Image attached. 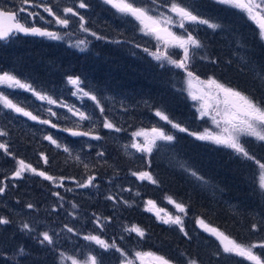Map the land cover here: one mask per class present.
Segmentation results:
<instances>
[{
    "label": "trees",
    "instance_id": "16d2710c",
    "mask_svg": "<svg viewBox=\"0 0 264 264\" xmlns=\"http://www.w3.org/2000/svg\"><path fill=\"white\" fill-rule=\"evenodd\" d=\"M178 1L184 6L192 5L196 10L203 7L205 19L224 23L221 30L224 34H219L220 39L217 36L221 59L227 54L234 57V62L243 59V28L234 11L217 0ZM166 2L169 5V1ZM119 23L116 29L104 26V41L94 40L89 53L69 51L65 46L44 42L35 44L32 40L20 38L16 39L20 46L15 45L13 50L0 43V74L7 70L14 74L18 69L22 70L33 89L58 101L55 106H59L58 97L62 90L71 91L68 77L78 76L83 82L81 87L96 95L105 108L101 114L93 101L86 99L81 104V109L94 116L92 126L95 134L102 137L99 141L72 136L62 130H88V121L77 128L79 121H75L79 120L78 117L67 116L68 119L57 121L51 116L52 123L58 127L50 128L11 110V113H0V130L7 133L0 136V143H7L9 152L15 157L0 150V182L6 184L5 193L0 195V217L10 221L7 225H0V264H70L61 261L62 253L84 261L87 251L91 254L89 256L94 255L92 248L99 264H107L105 258L120 264V253L104 251L86 241L84 237L89 234L100 235L109 242L115 240L130 259L135 258V252L141 251L163 255L173 264H187L189 259L197 260L198 264H248L246 260L218 251L212 243L217 240L200 227L198 220L203 219L209 226L239 242L264 241V192L259 187V166L237 156L232 149L198 140L190 134L203 133L209 128L186 91L187 74L168 61L162 67V62L152 55L157 53V43L147 46L139 41V28L132 27L129 21L120 26ZM211 33L209 31L208 35ZM129 34H135L136 38L134 35L130 38ZM204 38L208 40V36ZM204 54L210 62L199 56L200 53L191 54L198 68H190L198 77L215 75V67L219 65L208 47ZM195 57H199V63ZM239 69V72L234 70L235 86H246V89L244 86L240 89L262 96L259 100L264 103L263 86L258 79L252 78L247 67L239 66ZM30 97L33 99L31 94L25 93L23 101L28 103ZM20 103L24 106L23 102ZM36 103L39 105V101ZM158 110L174 123L187 128L188 132H180L161 120L155 115ZM105 116L122 130L116 132L101 127ZM153 127L164 128L166 133L176 137L175 140L161 142L151 154L126 147L133 142L134 132ZM48 135L68 147L71 155L64 152L63 147L57 148L45 139ZM135 139L141 141L143 137ZM244 144L257 160L264 163V144L251 139L245 140ZM100 152L104 153L102 157L97 155ZM76 155L83 163L74 159ZM42 156H47V164ZM18 159L54 177H65V187H57L31 173H25L23 179H13ZM84 164L89 168L85 169ZM142 171L150 172L158 183L141 181L132 175ZM90 175L96 176L94 184L98 187L88 190L77 187L76 181L85 182ZM54 192H59L63 201L54 196ZM109 195L116 197L118 202L106 199ZM169 197L187 209V215L182 217L188 237L176 225L164 224L153 211L146 210L151 207L146 204L149 200L165 211L173 208ZM28 204L34 208H28ZM73 204L78 207L74 208ZM104 217L111 220L101 230L95 224V218H101V223H105ZM23 223H28L33 231H22ZM253 224L259 227V231L252 229ZM131 225L140 226L145 236L140 238L135 233L129 235L125 232L124 228ZM67 228L74 231L68 232ZM44 231L54 235V246L39 243ZM121 236L124 239H120ZM20 248L26 255L17 254ZM256 252L261 253L260 249Z\"/></svg>",
    "mask_w": 264,
    "mask_h": 264
},
{
    "label": "snow or ice",
    "instance_id": "6c2138e0",
    "mask_svg": "<svg viewBox=\"0 0 264 264\" xmlns=\"http://www.w3.org/2000/svg\"><path fill=\"white\" fill-rule=\"evenodd\" d=\"M152 2L155 3L156 0H152ZM217 2L244 13L246 17L257 26L259 38L264 41V0H217ZM20 3L21 5L32 4L33 7L42 8L43 12L47 13L51 17H54V21H48L49 23L55 22L65 28H67L70 24V17H78L80 29L84 32L90 31L87 27H85L87 22L85 21L84 16L81 15L74 7H64L61 10L62 14H58L54 11L51 4L45 3L43 0H40L39 3H36L35 0H20ZM104 3L111 5L112 8L123 16L131 17L138 22L141 26L140 31H142L145 35L154 36L155 39L163 42L165 45L164 51L160 52L158 50L157 53H152L155 59L167 60L170 64L177 68L184 69L187 73V76L189 77L187 81L189 88L195 89V91H190L191 99L193 101H201V118L211 116L213 123L220 129L219 132L205 130L203 133L198 134L193 132L190 134L195 136L198 140L212 141L217 145L232 149L237 156L254 161L260 169L259 187L261 190H264V163L257 160L256 157L245 147V144L241 142V137H251L254 138L255 141L264 144V103L258 102L252 95L244 92L243 90L231 87L221 81H218L217 79L209 78L207 80H201L200 77L196 76L194 72L189 70V63L191 61L190 51L191 49L201 48L202 44L195 36L192 35V32L188 31L185 24L207 25L209 28L214 30L219 29L221 25L211 23L209 20L203 19L199 15L195 14L193 9L184 6L181 2H178V0H169V11L175 14V18L164 13L154 15L153 12L156 11V9L142 5L138 2V0H104ZM78 7L80 9H84L87 8L88 5L84 2V0H80ZM25 11L26 9L24 7H20L17 11H9L0 8V40H7L11 36L20 33L31 36L48 37L55 40L62 38L58 33L49 31L46 28L29 26L24 18L19 16L20 12ZM36 16H40V13L35 11L28 12V17L35 18ZM40 19H44V17L40 16ZM173 27L183 29V34L174 32L172 30ZM91 34L96 36L95 32H92ZM86 44V40H79L76 42L75 46L80 47L81 51H83L85 49L81 46H86ZM169 47L182 49L183 58L179 60L173 59L168 54L167 49ZM67 82L75 88V92H73L72 95H78L82 100L85 97L88 98L95 103V106L99 109L101 114L105 112V108L101 105V101L97 98V96L92 94L90 91H86L84 87H81L83 82L80 77L69 76ZM0 86L33 92L39 100L46 101L49 105L58 104L57 100L46 94L37 92L30 84L8 72L0 74ZM0 104H2L4 108L11 109L16 113H20L23 116L30 118L31 120H38L42 124H50L53 128L58 127V125L52 123L50 119H40L39 116L25 110L24 107L19 106L17 103H13V101L9 99L8 95H6L3 91H0ZM59 106L67 108L68 112L71 113L73 117L79 118L77 128L82 127L84 121H88L90 125L88 130L85 131L73 128H64L62 129L63 131L70 132L72 136L76 137H91L97 141L102 139L100 135L95 134L94 127L92 126L95 121L92 114L81 111L75 105L70 106L63 102H59ZM47 111L51 116H57V113L54 112L52 108H48ZM155 115L167 124H170L173 128L178 129L180 132H188L187 128L181 127L178 123H174L164 112L158 110ZM64 118L68 119L67 116ZM101 127L104 129L115 130L116 132H120L122 130L112 123L106 116L101 121ZM5 135H7V133L0 130V136ZM132 136L134 138L133 142L126 147H131L136 149L137 152L148 154H151L153 148L157 147V141L171 142L176 138L174 135L166 133L162 127H153L150 130L142 129L134 132ZM137 137H143L144 139L141 142L135 139ZM45 139L49 140L57 148L63 147L64 152L71 155L70 149L58 143L51 135L46 136ZM0 150L9 156H13L15 159L14 154L9 152L7 143H0ZM97 155L102 157L104 153L100 152ZM42 158L44 163L47 164V156H42ZM74 159L83 163L79 155H76ZM16 165L17 166L12 174L13 179H23L25 173H31L42 177L44 180L52 182L57 187H65V177L58 178L49 175L47 172L33 167L30 163H26L23 159L16 160ZM83 166L85 169L89 168L88 164H84ZM192 174L196 175L194 172ZM132 175L136 176L141 181L147 180L152 184L158 183L152 174L147 171L133 172ZM198 178L203 180L202 177ZM96 179L95 175H90L85 182L76 181V185L79 188L85 189L98 187V185L94 184ZM5 190L6 184L0 182V195L4 194ZM72 190L73 189H67V191ZM128 191H130V189H128ZM53 195L58 197L60 201H63L64 199L59 192H54ZM106 199L117 201V198L111 195L106 196ZM168 201L174 205L178 213L187 215V209L182 203L172 200L171 197L168 198ZM123 203L128 204V201H123ZM146 204L151 205V207L146 208L147 211L155 210V215L164 224L176 225L179 230L183 232L184 236L188 237V232L184 230V221L181 215L167 213L166 215L161 216L160 213L164 210L156 208L154 201L149 200ZM27 207L31 209L34 208V205L28 204ZM73 207L76 208L78 206L73 204ZM72 215L75 214L73 213ZM93 216L95 217V214H93ZM102 219L105 223H101V218H95V224L99 226L101 230L106 227L107 222H110L111 218L104 217ZM9 223L10 221L7 218L0 217V225H7ZM198 223L204 231L209 232L219 240L223 253L241 257L250 262V264H264V258H262L261 254L256 252V249H264V241L252 243L239 242L230 235L220 231L218 228L209 226L203 219L198 220ZM65 227H67V225H65ZM252 229L259 231V227L256 224L252 225ZM21 230L27 232L33 231L32 227L28 223H23L21 225ZM67 231L73 232L74 230L72 228H67ZM124 231L129 235L135 233L140 238L145 236V231L138 225L127 226L124 228ZM40 235L42 236V239L39 240L41 245H55L56 241L54 235L50 234L49 231H44ZM84 239L94 243L104 251L114 250L120 253L122 257L120 264H136L137 260H139L140 264H173V261L169 258L163 255H158L154 252L137 251L134 254L135 258L130 259L128 253L119 247L115 243V240L109 242L108 240L103 239L100 235L89 234L86 235ZM120 239H124V237L121 236ZM17 254L20 256L26 255L23 248L18 249ZM60 258L61 261H67L70 262V264H99L97 257L94 255L87 257L84 261L77 259L74 255H67L63 253ZM187 264H198V261L189 259Z\"/></svg>",
    "mask_w": 264,
    "mask_h": 264
},
{
    "label": "rangeland",
    "instance_id": "374dc122",
    "mask_svg": "<svg viewBox=\"0 0 264 264\" xmlns=\"http://www.w3.org/2000/svg\"><path fill=\"white\" fill-rule=\"evenodd\" d=\"M62 1L59 2L58 4H54V2L51 4L53 6V8H54V11H56L57 13L59 12V14H62V11L61 10L64 7H72V4L71 3L70 4H65V3H62ZM167 1H169V0H167ZM0 2L2 4H5L9 8V11L11 10L10 9L11 6H13L12 9H14L12 11H17L20 7H24L26 9V11L25 12H20L19 13V16L22 17V18H24V20L30 26H34V24H36V22L39 21V20H41L43 23L47 24L50 19H54V17H51L47 13L43 12V9L42 8H40L38 11H36V10H34V7L31 6L30 4H28V5H21L20 0H0ZM138 2H142L143 5H146L149 8L156 9V11L153 12L154 15L155 14H159V13H164L166 15H171V16H173L175 18V14L174 13H171L169 11V5H166L167 4L166 0H158V2H155V3H153L152 0H138ZM178 2H180V1H178ZM194 2L195 1H193L191 3H194ZM185 6L186 7H190L191 9H193V6L192 5H191L192 7L191 6H188V5H185ZM73 7H75V6L73 5ZM193 10H194V13L195 14H197L200 17H202L203 19H205L204 16L206 15V12H204L203 7H197V10L196 9H193ZM32 11L39 12L40 13V16H43L44 19H40V16H36L35 18L28 17V12H32ZM240 13L242 14L241 17L243 18V22H245V24L247 25L248 28H252V29L257 28V26L253 22H251L246 17V15L244 13H242L241 11H238L237 12V15L240 14ZM105 14L106 15H109V16H112L110 19H113L114 21H116V23L117 22H120L119 23V26H120L121 23L123 24V23L128 22V21L131 22L130 25L132 27L139 28V35H138L139 41L141 40L147 46H148V44L150 45V44L156 42L157 43V46L155 47V49L157 50V52H158V50L160 52H163L164 51L165 45L163 44V42L162 41H158L157 39H155L154 36L145 35L142 31H140V27L141 26L139 25V23L136 22L131 17L128 18L126 16H123L122 14L118 13L117 11L115 13H112V11L108 7L106 8ZM209 21L211 23L220 24L221 27L219 29H215L214 30L212 28H209L207 25H192V24H188V23L185 24V27L188 29V31L192 32V35L195 36L198 40L203 37L202 35L208 36L209 31H212L213 34H216V36L219 37V34H221L223 32L221 30L224 28V23H221V22H219V20H216V19H212V20L209 19ZM70 23H71V27H70L69 30H67V31L64 32V36L61 39H59V40L52 41L51 44L53 46H60V45L61 46H65L66 49L69 50V51H75V52H79V53H83V52H88L89 53L91 47L87 48V46H88V41L90 39L89 38V35L91 33V30L89 32H84L80 28H72L73 27V22H72V19L71 18H70ZM121 27H122V25H121ZM174 28H177V31L174 30ZM172 30L174 32L179 33V34H183V32H184L183 29H180L178 27H173ZM133 35H134V38H136V35L135 34H132V35L129 34V37L132 38ZM257 37L259 38V36H257ZM17 38H19V37H17ZM17 38H13L9 42L3 43V44H7V46L10 47V50H13L15 48L14 47L15 45H18L19 44L17 47L20 46V42H17V40H16ZM219 39H220V37H219ZM79 40H86L87 41L86 46H83V45L81 46V47H83L85 49L83 51H81L80 47H76L75 46L76 42L79 41ZM261 44H263V43L261 42ZM263 46H264V44H263ZM202 48L203 47H201L199 49H191L190 55L193 54V53H194V55H199L198 53H200L199 56H203L205 58H208L207 62H210V58L206 56L207 53L204 54V52L206 51V47H205V49L204 48L202 49ZM150 49H152V48L150 47ZM19 50H22V49H19ZM19 50H16V51H19ZM167 51H168V54L173 59H176V57L178 58V60L183 58V50L180 49V48L169 47L167 49ZM211 55L214 56V57H216L218 59L217 60V64H219V65L215 67L216 70H217V72L215 73V76L213 74L211 76H208L207 74H205L204 77H200V79L201 80H207L209 78H214V79H217L218 81H221V82H223V83H225V84H227V85H229L231 87H234L237 84V80H236V78H235V80L232 79V76H231V72L232 71H231V69H234L235 71H238L239 72L241 70L239 68H234V67L237 66V65H241V64H238V63H236L234 61H233L234 62V64H233L232 61H231V57H229L228 54L224 56V58H226V60L224 58L221 59L219 57L218 53H216V51H214V50L211 51ZM14 58L16 59V56H14ZM195 59L197 60L198 63L200 62L199 57L198 58L195 57ZM158 61H161L162 62V64H161L162 67L167 64V62H166L167 60H158ZM212 62H214V61H212ZM226 63H227V66L228 67H225V64ZM260 63H261V61H260ZM190 67H196V68H198V65L195 63L194 59H192V55H191V61L189 63V70L192 71V69ZM179 69L181 71H184V69H181V68H179ZM250 69H251L252 76L255 73L256 79H258L259 83L262 86H264V67H262V65H261L260 67H256L255 66L254 68L251 67ZM6 72L17 76V78H19L22 81H24V82L30 84L31 86H33L29 82V80L25 77V74H24V72L22 70L18 69V71L15 72V74L12 73L11 70H7ZM242 73H245V72L243 71ZM185 74H187V73L185 72ZM186 77H187L185 79V82H186V91L188 92V95H189V97L191 99L190 91H195V89H190L189 88V85L187 83L189 77L188 76H186ZM241 86H244V85L239 84V85L235 86L234 88L240 89ZM70 87H71V91L62 90V92H60V95L58 97L59 101L65 103L67 105H70V106L71 105H75L81 111H84L83 108L81 109V104H84L86 102V99H88V98L85 97L82 100L80 98V96H78V95H72V93L75 92V88L72 85H70ZM244 88L246 89V86H244ZM0 91H3L6 95H8L9 99H11L13 101V103H17L19 106L24 107L25 110H27L29 112H32L33 114H36V112H37L38 113L37 116H39L40 119H50L51 120V115L47 111L48 108H52V110L57 113V116H55V119L57 121L63 120V118L65 117L64 115H66V116H72V114L68 112L67 108H62L60 106H55V105H49L46 101H43L42 102L41 100H38V98L34 95L33 92H29V91H26V90H23V89H10V88H7L6 86H0ZM262 91L264 92V87H262ZM25 93H27L28 95L31 94L33 96V99L30 97L31 100L28 103L25 102V101H23V97L25 96ZM248 94L252 95V93H250V92ZM253 97L255 99H261L262 98V96H260V95H258V97L254 95ZM36 101H39V105L36 103ZM191 101L194 102L195 108H196V110H197V112H198V114H199V116L201 118V115H200V105H201V101H193L192 99H191ZM20 102H23L24 103V106L20 105L21 104ZM1 112L2 113L3 112L4 113L5 112L11 113L10 109L4 108L3 105L0 104V113ZM24 117H26V116H24ZM26 118H28V117H26ZM203 118L206 119L207 125H208V128L210 129V131L211 130L214 131V132H219L220 131V129L217 128L216 125L213 123V121L211 119V116H205ZM218 119H219V117H218ZM77 121H79V120L76 119L75 122H77ZM45 125L46 126H49L51 128V125L50 124H45ZM143 139L141 140V142L143 141ZM249 139L253 140L255 143H260V142L255 141L254 138H251V137H241V142L244 143L245 140H249ZM161 142H165V141H157V147H159L161 145L160 144ZM206 142L211 143L213 145L215 144V143L210 142V141H206ZM218 146L223 147V148H226V147L221 146V145H218ZM157 147H155V149ZM153 150H154V148H153ZM90 188H92V187H90ZM88 189L89 188H86V190H88ZM263 192H264V190H263ZM156 208L162 209V208H160L158 206H156ZM153 213H155V210L153 211ZM167 213H171L173 215H181V216L183 215V213H178L177 210L175 209V207L172 208V206H171L170 209H167L166 211L165 210L162 211L160 213V215L161 216H164ZM207 233L213 239H216L217 240V241H214L213 240L212 243H213V245L215 246V248L218 251H220V252L223 253L222 247L220 245L219 240L215 236L211 235L209 232H207ZM260 252L262 253V254L260 253L261 256L264 257V249H260ZM92 253L96 256L95 252L93 251V248H92ZM84 255H85L84 256V260H85L91 254L87 251ZM235 257L237 259L244 260L241 257H237V256H235ZM105 259H107L106 260L107 261V264H116V260H114V259H111V258H105ZM247 263L250 264V262H248V261H247ZM136 264H140L139 260L136 261Z\"/></svg>",
    "mask_w": 264,
    "mask_h": 264
},
{
    "label": "flooded vegetation",
    "instance_id": "af4514ba",
    "mask_svg": "<svg viewBox=\"0 0 264 264\" xmlns=\"http://www.w3.org/2000/svg\"><path fill=\"white\" fill-rule=\"evenodd\" d=\"M61 1L62 0H43V2L49 3V4H52L53 2H54V4H58ZM35 2L39 3L40 0H35ZM79 2H80V0H63L62 1V3H65V4L71 3L72 7L74 5L75 6L74 8L81 15L84 16V19L87 22L85 24V27H87L89 30H91V33L92 32L96 33V36H93L91 33L89 35L90 39L88 41V46H87V48H89L90 46L92 47V43L94 42L93 40H100L101 42L104 41L103 40V38H104L103 30L105 29L104 26H106V28L116 29L119 22L116 23V21H114L113 19H110L112 16L105 14L107 7L112 11V13H115L116 10L114 8H112L111 5L105 4L104 0H84V2L88 5V7L84 8V9H80L78 7ZM30 5L32 6V4H30ZM223 6L227 7L228 10L230 9L229 6H226V5H223ZM0 8L9 10V8L5 4H2L1 2H0ZM12 8H13V6L10 7V9H11L10 11L14 10ZM39 9H40L39 7H34V10H36V11H38ZM231 10L234 11V13L236 14L235 17L238 19V22L241 23L240 25L243 28V31L241 32V34H242L241 54H242L243 59H238V61H236V63L241 64V65H237L234 68H239V66H242L243 68L247 67L249 69L250 75L252 76L251 69H250L251 67H253V68L255 66L260 67L261 65H262V67H264V46H263L264 41H261L257 37V36H259L258 35V28H255V29L248 28L247 25L245 24V22H243V18L241 17L242 14L240 13L237 15V12L239 10L234 9V8H231ZM70 18L72 19V22H73L72 28H80L79 27V23H80L79 18L78 17H70ZM128 18H130V17H128ZM96 20H97V22H96ZM49 21H54V19H50ZM93 22H94V24H93ZM69 25L70 26L65 28L59 24H56L55 22H52V23L48 22L47 24H45L41 20L37 21L36 24H34V26L46 28L47 30H50L52 32H56L61 37L64 36L65 31L70 29L71 23ZM222 34H224V32H222ZM202 36L203 37L201 39H199L202 42L201 43L202 47H208L211 51L214 50V51H216V53H218V55H222V50H221V46H220L221 44H220V42H218L217 36L215 34L211 33L210 35H208V40H206L204 38L205 35H202ZM98 37H100V38H98ZM49 39L52 40L51 38H45V39H40L39 41L46 43V42L50 41ZM52 41H54V39ZM52 41H50V42H52ZM261 42L263 44H261ZM228 45H231L230 42H228ZM215 60L217 61L218 59L216 58ZM231 61L234 64V62H233L234 57H231ZM260 61L262 64L260 63ZM225 67H228L227 63L225 64ZM233 70L234 69H231V71H232L231 76H232V79L235 80V73ZM252 78L256 79L255 73L252 76ZM260 86H262V85L260 84ZM249 92L252 93L251 91H246V93H249ZM256 100L260 103H263L259 99H256Z\"/></svg>",
    "mask_w": 264,
    "mask_h": 264
},
{
    "label": "water",
    "instance_id": "95a60500",
    "mask_svg": "<svg viewBox=\"0 0 264 264\" xmlns=\"http://www.w3.org/2000/svg\"><path fill=\"white\" fill-rule=\"evenodd\" d=\"M19 35H20L21 37H24V38H25V37H32V38H36V37H37V38H43V37H39V36L24 35V34H22V33H20ZM11 37H12V36H11ZM11 37H10V38H11ZM10 38H9V39H10ZM7 40H8V39H7ZM7 40H0V42H4V41H7Z\"/></svg>",
    "mask_w": 264,
    "mask_h": 264
},
{
    "label": "bare ground",
    "instance_id": "6f19581e",
    "mask_svg": "<svg viewBox=\"0 0 264 264\" xmlns=\"http://www.w3.org/2000/svg\"><path fill=\"white\" fill-rule=\"evenodd\" d=\"M58 14H59V12H58ZM97 15V14H96ZM90 21V20H89ZM94 21V20H93ZM100 21V20H99ZM96 22H97V20H96ZM41 24V23H40ZM92 24V23H91ZM93 24H94V22H93ZM98 24V23H97ZM101 35V34H100ZM93 39V38H92ZM50 40V39H49ZM53 40V39H52ZM52 40H50V41H52ZM54 41H55V39H54ZM94 41V40H93ZM63 43V42H62ZM90 44V43H89ZM91 47V46H90ZM212 47V46H211ZM228 49V48H227ZM203 51V50H202ZM231 51H232V49H231ZM199 54V53H198ZM216 72V71H215ZM215 74V73H214ZM215 76V75H214ZM28 79V78H27Z\"/></svg>",
    "mask_w": 264,
    "mask_h": 264
}]
</instances>
